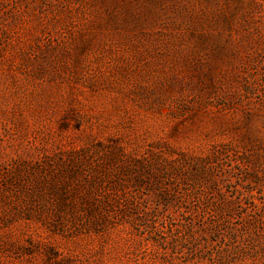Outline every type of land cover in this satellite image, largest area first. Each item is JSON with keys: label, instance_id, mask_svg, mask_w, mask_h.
<instances>
[{"label": "rangeland", "instance_id": "rangeland-1", "mask_svg": "<svg viewBox=\"0 0 264 264\" xmlns=\"http://www.w3.org/2000/svg\"><path fill=\"white\" fill-rule=\"evenodd\" d=\"M0 264H264V0H0Z\"/></svg>", "mask_w": 264, "mask_h": 264}]
</instances>
